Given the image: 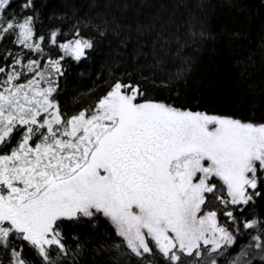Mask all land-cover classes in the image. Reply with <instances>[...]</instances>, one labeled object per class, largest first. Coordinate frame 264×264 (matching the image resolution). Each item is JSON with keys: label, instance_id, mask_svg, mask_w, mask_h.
<instances>
[{"label": "snow or ice", "instance_id": "1", "mask_svg": "<svg viewBox=\"0 0 264 264\" xmlns=\"http://www.w3.org/2000/svg\"><path fill=\"white\" fill-rule=\"evenodd\" d=\"M171 7L135 25L96 13L118 55L134 42L133 59L151 61L115 78L110 67L94 107L68 115L56 99L64 60L88 58L95 39L79 21L38 35L36 0H0V40L12 38L0 57V264H79L84 245L66 229L101 217L115 236L95 251L111 264H264V218L249 207L264 200V121L177 107L135 79L144 67L166 72L165 86L185 79L215 38L211 4Z\"/></svg>", "mask_w": 264, "mask_h": 264}, {"label": "trees", "instance_id": "2", "mask_svg": "<svg viewBox=\"0 0 264 264\" xmlns=\"http://www.w3.org/2000/svg\"><path fill=\"white\" fill-rule=\"evenodd\" d=\"M125 2L131 4V7L124 9L122 5ZM176 2L177 0H36V7L40 11L38 35L55 28H62L67 33L79 21L82 34L95 39L96 50H89L88 58L76 61L66 57L64 60V74L59 78V93L56 96L62 110L71 115L83 108L94 107V101L104 94L110 82V67H113L111 78H115L123 73H133L138 64L147 65L151 61V57H140L139 62L133 59L134 42L126 49L120 48L123 55H118L114 51L118 41L111 33L105 38L95 29L97 12H103L109 17L116 15L124 24L135 25L138 20L148 22L157 15L167 19L172 11L171 6ZM201 2L212 5L209 23L215 38L209 39L196 53L193 70L185 79L167 86L161 83L167 73L160 69L144 67L142 71L135 73V79L141 81L149 95L175 103L177 107L191 106L194 111L234 114L237 118L254 122L264 121V0H186L195 12L199 11L197 5ZM188 11L184 7L177 11L174 17L177 24L187 18ZM63 39L65 36L60 35V40ZM11 40L12 38L0 40V57L5 48L12 46ZM19 47L16 45L13 50H18ZM48 50L46 46L45 51ZM62 54L61 50L55 48L52 56L56 58ZM113 57L118 70L113 66ZM30 58L41 59L35 54ZM43 59L46 61L47 56ZM0 66H3L2 59ZM141 77L148 79L141 80ZM249 207L257 216L264 218V200L257 199ZM223 222L221 217V223ZM66 233L70 243L75 235L84 245L79 264H111L109 253L97 254L95 251L98 246L111 243L115 236L114 227L107 218L72 225L66 229ZM247 242L246 238L240 239L237 250ZM28 255H32V252L29 251ZM130 264L142 262L133 256ZM185 264L192 262L186 260ZM256 264H260L259 257L256 258Z\"/></svg>", "mask_w": 264, "mask_h": 264}, {"label": "rangeland", "instance_id": "3", "mask_svg": "<svg viewBox=\"0 0 264 264\" xmlns=\"http://www.w3.org/2000/svg\"><path fill=\"white\" fill-rule=\"evenodd\" d=\"M74 59V58H73Z\"/></svg>", "mask_w": 264, "mask_h": 264}]
</instances>
